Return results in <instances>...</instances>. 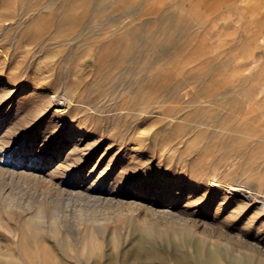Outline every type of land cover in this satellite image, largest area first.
Wrapping results in <instances>:
<instances>
[{"label":"rangeland","instance_id":"374dc122","mask_svg":"<svg viewBox=\"0 0 264 264\" xmlns=\"http://www.w3.org/2000/svg\"><path fill=\"white\" fill-rule=\"evenodd\" d=\"M196 251L264 263V0H0V264Z\"/></svg>","mask_w":264,"mask_h":264},{"label":"bare ground","instance_id":"6f19581e","mask_svg":"<svg viewBox=\"0 0 264 264\" xmlns=\"http://www.w3.org/2000/svg\"><path fill=\"white\" fill-rule=\"evenodd\" d=\"M60 93V92H59ZM57 94V93H56ZM64 94V93H63ZM55 95L53 97V102L55 107L59 106H65L68 107V104L70 103V100L68 97L64 95ZM52 98V97H51ZM52 104V103H51ZM80 159V158H79ZM78 164V162H77ZM214 182L210 180L209 185H213ZM224 191L228 194H232L236 198L238 196H247V197H253V192L246 188L244 185L238 186V185H233V184H227L225 185ZM226 197V196H225ZM251 248V247H250ZM136 250H139V247H136ZM179 262H189V264H202V263H207V264H214L217 261V255L215 251H209L206 253H201L200 251H196L195 256L192 257L189 261L185 260L184 256L179 254L175 257ZM185 264V263H184ZM230 264H251V260L247 259L245 262L242 261L241 259L238 258H233L231 260ZM255 264H264L262 261H258Z\"/></svg>","mask_w":264,"mask_h":264}]
</instances>
